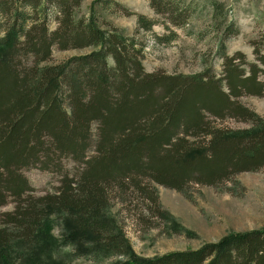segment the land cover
<instances>
[{
	"label": "trees",
	"instance_id": "1",
	"mask_svg": "<svg viewBox=\"0 0 264 264\" xmlns=\"http://www.w3.org/2000/svg\"><path fill=\"white\" fill-rule=\"evenodd\" d=\"M82 2L0 0V209L14 203L0 212V254L34 242L52 216L64 221L66 241L121 252L126 239L104 212L112 194L138 200L141 221L147 212L165 220L153 183L182 191L264 168V118L240 101L264 96V33L251 43L253 62L241 52L224 57L222 77L148 72L144 43L103 29L95 14L77 19ZM150 5L174 26L188 18L180 0ZM137 23L145 32L157 25L144 15ZM55 49L91 50L49 64ZM228 118L250 127L215 123ZM34 168L58 176L54 192L35 194L26 175ZM120 264H264V228Z\"/></svg>",
	"mask_w": 264,
	"mask_h": 264
},
{
	"label": "rangeland",
	"instance_id": "2",
	"mask_svg": "<svg viewBox=\"0 0 264 264\" xmlns=\"http://www.w3.org/2000/svg\"><path fill=\"white\" fill-rule=\"evenodd\" d=\"M100 0H83L77 19L88 22L95 14L103 29L118 27L127 36H135L145 45L143 64L148 72L194 76L210 73L223 76L224 57L241 52L248 62L256 58L252 41L264 33V0H180L189 14L184 26L172 25L169 15H159L150 0H114L117 10L105 9ZM156 20L150 32L138 27V16ZM234 27L225 32L231 24ZM57 26L51 18V28ZM238 29L237 34H232ZM175 37L157 42L155 35ZM55 49L49 64H60L90 52ZM240 101L264 118V96H243ZM220 127L246 129L250 123L228 118L215 121ZM35 194L52 193L58 176L37 168L26 172ZM162 209L168 213L138 218L142 205L138 200L123 201L119 193L104 210L124 235L128 249L121 252L95 250L90 245L64 239V221L52 216L31 243L13 242L2 252L0 264H120L132 257L153 258L173 251H186L218 242L231 234L264 228V168L242 172L231 181L215 186L190 184L178 191L152 184ZM9 202L0 209H13Z\"/></svg>",
	"mask_w": 264,
	"mask_h": 264
}]
</instances>
